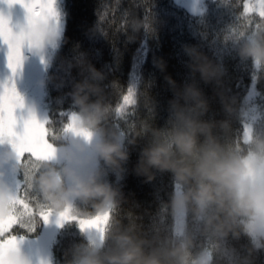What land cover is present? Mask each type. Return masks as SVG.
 Wrapping results in <instances>:
<instances>
[{
    "label": "clouds",
    "instance_id": "obj_1",
    "mask_svg": "<svg viewBox=\"0 0 264 264\" xmlns=\"http://www.w3.org/2000/svg\"><path fill=\"white\" fill-rule=\"evenodd\" d=\"M145 26L144 20L135 17L127 21L132 34ZM15 32L24 33L22 49L37 56H44L49 49L55 51L62 43V33L51 21L29 26L25 20ZM127 39L132 42L135 35ZM225 39L232 40L241 61L251 60L254 69L264 74V29L251 30L240 22ZM183 51L192 82L177 86L165 78L173 98L168 101V119L162 128L146 121L129 124L128 139L124 132L110 126L109 119H126L125 114L136 111L141 103L154 115L155 102L133 83L126 89V94L131 90V103H106V74L82 56V78L73 83L69 93L75 118L67 119L50 137L54 158L27 162L13 151L6 138L0 140V166L10 165L13 174L22 173L35 202L51 216L65 211L78 219L107 215L102 234L93 231L91 242L75 247L66 264H213V253L223 255L226 251L216 247V241L230 236L239 239L241 235L252 245L249 253L264 249V131L249 126L239 140H229L231 118L249 117L247 101L238 107L236 99L226 94L225 72L220 64L195 47ZM156 66L164 70L163 62ZM197 80L213 87L223 120L204 119L210 110L209 101ZM111 86L117 91L115 82ZM28 113L34 114V110L29 107ZM68 125L71 130L65 131ZM142 136H147L148 142L132 171L146 183L154 179V172L171 174L174 189L163 205L178 221L171 234L159 225L151 231L142 230L139 217L122 209L127 200L121 190L104 181L108 173L117 179L124 175L128 146H134L136 138ZM22 159L26 162L21 163ZM13 194L10 186L0 183V216L9 214ZM83 206L89 210H83ZM122 213L126 223L121 220ZM185 218L198 225V235L209 241L210 247L194 243ZM5 260L7 264H31L19 247L9 251Z\"/></svg>",
    "mask_w": 264,
    "mask_h": 264
},
{
    "label": "trees",
    "instance_id": "obj_2",
    "mask_svg": "<svg viewBox=\"0 0 264 264\" xmlns=\"http://www.w3.org/2000/svg\"><path fill=\"white\" fill-rule=\"evenodd\" d=\"M55 8L62 24V43L55 51L49 49L44 56H37L27 48L22 49L21 66L12 74L7 67V46L0 44V84L11 79L24 101V108L17 110L18 117H26L31 107L36 118L41 122L48 121L46 127L53 131L64 124L75 110L69 93L73 83L82 78L79 64L83 56L107 76L104 81L106 103L113 106L118 101L122 103V94H126V89L133 83L155 102L154 115L141 103L126 119H109L110 126L124 132L128 139L131 138L129 124L146 121L154 128H162L168 119V101L173 98L165 78H170L177 86L192 82L187 67L189 60L183 49L195 47L213 63L222 66L226 94L236 99L238 107L244 105L249 85L254 81L256 119L252 129L264 131V74L254 69L251 60L241 61L232 40L225 39L240 22L251 30H255L256 23L264 26V19L258 14H250L253 22L247 24L242 16L243 0H56ZM5 10L4 2L0 0V14L9 19L15 32V26L25 23V18L20 17V6L14 5L10 15ZM130 17L144 20L146 26L132 34L127 27ZM128 35H135L134 41L129 42ZM157 62H163V71L156 66ZM113 82L117 91L111 86ZM197 83L209 101L210 110L204 119L223 120L225 117L213 87L198 80ZM243 123L244 119L231 118L229 140H239ZM147 142V136L137 137L136 144L128 146L129 159L124 165V175L117 179L108 173L104 181L121 190L127 200L122 209L139 217L142 230L151 231L154 225H159L171 234L173 218L163 209L174 189L171 174L154 172V179L146 183L132 171ZM24 158H28L27 153ZM4 167H0L1 175L6 172ZM15 176L23 190L26 187L23 174ZM83 210L89 209L83 206ZM51 218L46 224L36 216L32 221L23 222L27 227L14 225L10 230L14 236L30 239L27 252L31 263L37 249L47 241ZM121 220L126 223L123 213ZM184 223L192 232L195 244L205 248L211 246L198 235V225L190 224L187 218ZM50 240L53 264H66L75 247L89 243L76 221L58 226ZM216 247L226 251L223 255L213 253V264H237L238 261L264 264V249L249 253L252 245L244 235L239 239L230 236L216 241Z\"/></svg>",
    "mask_w": 264,
    "mask_h": 264
},
{
    "label": "snow or ice",
    "instance_id": "obj_3",
    "mask_svg": "<svg viewBox=\"0 0 264 264\" xmlns=\"http://www.w3.org/2000/svg\"><path fill=\"white\" fill-rule=\"evenodd\" d=\"M9 8L19 5L25 12V20L29 26L36 22L51 21L58 29L59 17L55 8L56 0H2ZM250 14H258L264 19V0H243L242 16L247 20V24H252ZM264 29L260 23L255 24V30ZM24 33H16L10 27L9 19L0 14V44L7 46V67L12 74H15L22 62V37ZM123 103H131V90L122 97ZM24 108L23 98L17 93L14 83L11 79L8 82L0 84V140L7 139L13 151L22 158L28 154L27 162L31 160H51L54 158L55 147L49 137L56 135L55 131L46 127L48 121H39L32 113L26 117L17 116V110ZM117 112H121L120 105L117 106ZM129 113L125 114L126 116ZM74 114H70L68 119L73 120ZM65 131L71 130V125L66 126ZM25 159L21 163L26 162ZM29 190L25 187L20 189L17 185V191L11 196L9 214L0 216V264H7L5 257L9 251L18 249L16 236L11 234L10 230L14 225L27 227L24 221H32L39 216L44 223H48L50 212L44 210V206L36 203V198L29 195ZM107 215L96 216L88 219H78L71 216L67 211L56 217L57 226L63 223L76 221L80 230L95 231L102 234L103 228L107 223Z\"/></svg>",
    "mask_w": 264,
    "mask_h": 264
},
{
    "label": "rangeland",
    "instance_id": "obj_4",
    "mask_svg": "<svg viewBox=\"0 0 264 264\" xmlns=\"http://www.w3.org/2000/svg\"><path fill=\"white\" fill-rule=\"evenodd\" d=\"M187 1H190V0H187ZM4 7L9 11V15H10V10L12 7L9 8L6 3H4ZM7 10H5V12H7ZM20 17L25 18V12L21 7H20ZM58 17H59V15H58ZM14 18H15V16H14ZM61 25L62 24H61V21L59 19V27H58L59 31L61 29ZM18 27L19 26H15V28H17V30H18ZM255 96H256V93H255V88H254V81H252L249 85L248 92H247L245 99H244V101H247V104H248L249 117L244 119L243 131L246 127H249V126H251V128H253V123L256 119L255 104L253 103ZM53 163H55V162H53ZM4 168H5L6 172H4L5 174H2V175L0 173V183H4V184L10 186L12 191L15 193L17 191V185H19V183L16 181V178H15L16 176H15V174H13L11 172L10 165H6ZM50 222L51 223H50L49 228H48L49 236L47 237V241H46L45 245H42L40 248H38L37 251L35 252V254L32 256V257H34V259H33L31 264H53L52 254H51V240L50 239H51V235L54 233L55 229L58 227L57 223H56V217L52 216ZM177 222L178 221L173 219V225ZM83 234L86 236L89 243L91 242L92 238L95 235V233L93 231H84ZM6 237L7 236L0 237V239L6 238ZM16 238L18 241L19 249L29 258V254L27 252V246H28V242H29L28 240H30V239H25V238H21V237H17V236H16Z\"/></svg>",
    "mask_w": 264,
    "mask_h": 264
}]
</instances>
